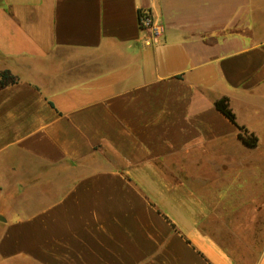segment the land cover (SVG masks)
I'll use <instances>...</instances> for the list:
<instances>
[{
	"label": "crops",
	"instance_id": "0c3cea01",
	"mask_svg": "<svg viewBox=\"0 0 264 264\" xmlns=\"http://www.w3.org/2000/svg\"><path fill=\"white\" fill-rule=\"evenodd\" d=\"M4 69L0 264H264V0H0Z\"/></svg>",
	"mask_w": 264,
	"mask_h": 264
},
{
	"label": "trees",
	"instance_id": "16d2710c",
	"mask_svg": "<svg viewBox=\"0 0 264 264\" xmlns=\"http://www.w3.org/2000/svg\"><path fill=\"white\" fill-rule=\"evenodd\" d=\"M140 12L141 10H138V16ZM16 80L17 78L9 70L4 69L0 71L1 86L9 83H14ZM214 104L222 113H224L229 118V120H231L233 123H236L234 112L229 106L227 97L223 96L216 99ZM238 128V138L240 139L241 143L249 148L255 147L258 142L257 136L253 132L248 131V129H246L242 125H238Z\"/></svg>",
	"mask_w": 264,
	"mask_h": 264
},
{
	"label": "built area",
	"instance_id": "2783aa9c",
	"mask_svg": "<svg viewBox=\"0 0 264 264\" xmlns=\"http://www.w3.org/2000/svg\"><path fill=\"white\" fill-rule=\"evenodd\" d=\"M138 25L140 29L146 30L148 38L153 42H158L163 33V27L156 22L148 10H141L138 16Z\"/></svg>",
	"mask_w": 264,
	"mask_h": 264
},
{
	"label": "water",
	"instance_id": "95a60500",
	"mask_svg": "<svg viewBox=\"0 0 264 264\" xmlns=\"http://www.w3.org/2000/svg\"><path fill=\"white\" fill-rule=\"evenodd\" d=\"M1 219H3L2 217H0Z\"/></svg>",
	"mask_w": 264,
	"mask_h": 264
},
{
	"label": "rangeland",
	"instance_id": "374dc122",
	"mask_svg": "<svg viewBox=\"0 0 264 264\" xmlns=\"http://www.w3.org/2000/svg\"><path fill=\"white\" fill-rule=\"evenodd\" d=\"M261 15H263V14H261Z\"/></svg>",
	"mask_w": 264,
	"mask_h": 264
}]
</instances>
